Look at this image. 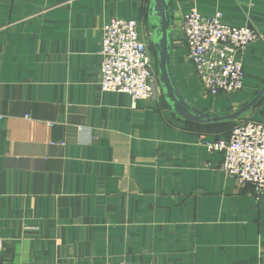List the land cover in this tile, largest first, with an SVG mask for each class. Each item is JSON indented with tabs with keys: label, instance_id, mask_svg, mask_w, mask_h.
<instances>
[{
	"label": "crops",
	"instance_id": "obj_1",
	"mask_svg": "<svg viewBox=\"0 0 264 264\" xmlns=\"http://www.w3.org/2000/svg\"><path fill=\"white\" fill-rule=\"evenodd\" d=\"M171 66L186 101L226 115L264 87V0H168ZM150 0H0L2 264H264V193L228 179L205 142L230 124L181 120L162 90L136 107L101 88L104 26L135 20L150 46ZM221 14L262 38L236 96L202 90L183 17ZM244 117L264 119V99ZM243 118V117H241Z\"/></svg>",
	"mask_w": 264,
	"mask_h": 264
},
{
	"label": "built area",
	"instance_id": "obj_2",
	"mask_svg": "<svg viewBox=\"0 0 264 264\" xmlns=\"http://www.w3.org/2000/svg\"><path fill=\"white\" fill-rule=\"evenodd\" d=\"M183 32L190 63L204 93L212 97L241 94L245 51L262 36L249 27L224 24L220 13L205 17L197 10L184 15ZM100 56L104 92L126 94L134 107L155 98L160 90L157 56L143 39L137 21L114 19L106 24ZM205 146L209 153L222 155L221 169L228 179L251 185L254 195L262 196L264 119L240 118L229 138L206 141ZM5 245L0 238V264Z\"/></svg>",
	"mask_w": 264,
	"mask_h": 264
},
{
	"label": "water",
	"instance_id": "obj_3",
	"mask_svg": "<svg viewBox=\"0 0 264 264\" xmlns=\"http://www.w3.org/2000/svg\"><path fill=\"white\" fill-rule=\"evenodd\" d=\"M148 25L151 41L157 53L159 84L169 108L184 122L212 126L235 122L255 110L264 99V87L241 109L226 115H215L189 104L179 90L171 66V13L168 0H150Z\"/></svg>",
	"mask_w": 264,
	"mask_h": 264
},
{
	"label": "rangeland",
	"instance_id": "obj_4",
	"mask_svg": "<svg viewBox=\"0 0 264 264\" xmlns=\"http://www.w3.org/2000/svg\"><path fill=\"white\" fill-rule=\"evenodd\" d=\"M155 54H156V56H157V53H156V51H155ZM160 85V84H159Z\"/></svg>",
	"mask_w": 264,
	"mask_h": 264
},
{
	"label": "trees",
	"instance_id": "obj_5",
	"mask_svg": "<svg viewBox=\"0 0 264 264\" xmlns=\"http://www.w3.org/2000/svg\"><path fill=\"white\" fill-rule=\"evenodd\" d=\"M230 123H232V122H230ZM230 123H227V124H230Z\"/></svg>",
	"mask_w": 264,
	"mask_h": 264
}]
</instances>
